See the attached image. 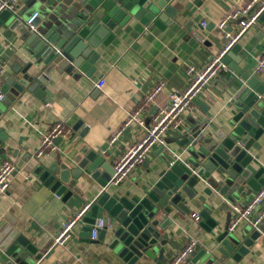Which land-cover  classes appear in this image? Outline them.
Instances as JSON below:
<instances>
[{
  "label": "crops",
  "instance_id": "0c3cea01",
  "mask_svg": "<svg viewBox=\"0 0 264 264\" xmlns=\"http://www.w3.org/2000/svg\"><path fill=\"white\" fill-rule=\"evenodd\" d=\"M57 1L55 18L62 19L72 8V3L67 6L61 3L62 0ZM247 1L172 0L168 6L175 15L169 17L172 22L163 29L149 23L141 25L135 20L122 27L116 24L110 30L113 40L107 46L101 43L94 50L99 56L91 66L93 72L89 77L67 67L46 77L43 91L24 89L16 97L9 93L5 95L0 103V135H3L0 164L9 160L15 165V170L6 193L0 195V221L8 217L13 229L43 253L36 264H128L108 249V236L99 242L91 241L90 231L86 230L91 225L83 220L73 227L65 247L53 246L62 223L84 206H92L103 192L97 179L86 174L85 169L78 168L80 162L73 160L76 155H82V160L87 156H92V159L100 157L113 168L124 150L145 136V127L155 110L168 105L173 92L184 90L187 65L201 68L221 50L225 43L224 32L217 29V24ZM52 5L49 1L43 7L34 0H20L17 12L37 13L40 19L37 29H42L52 14L47 10ZM203 22L207 24L204 29L201 28ZM235 28L230 25L225 31H235ZM198 36L201 41L197 40ZM29 42L14 32L6 34L4 29H0V68H3V84L9 87V91L22 78L20 71L30 61L27 57ZM237 45L239 48L234 56L239 61L237 75L264 77V71H256L257 61L264 52V13ZM227 73L221 72L212 80L183 114L181 125L167 132L166 148H157L121 184L108 187L111 195L145 190L167 165L184 160L186 153L178 143L186 128L207 120L213 131L225 129ZM100 81L104 85L98 89L96 84ZM160 81L165 83V87L139 117L144 127L136 123L124 126L127 117ZM56 122L64 124L70 131L69 137L56 142L57 149L50 156L35 158L41 137ZM118 130H121L120 135L109 145V137ZM254 155L264 165V149ZM43 171L54 172L56 176L65 175L66 180L74 184L58 196L40 180ZM252 197V191L247 189L238 194L234 202L225 205L223 211L210 212L216 227L209 232L198 226L201 218H194L195 215L200 217L203 208L209 206L201 199V203L191 207L189 214L177 219L175 227L167 230L162 263L168 264L190 239L196 241L195 253L217 245L216 239L231 220V206H244ZM89 215L90 209L83 219ZM97 217L107 219L101 211ZM246 227L242 224L234 232L241 233ZM3 260L5 257L0 250V264ZM225 264H264V242L253 243L249 254L239 261L229 260Z\"/></svg>",
  "mask_w": 264,
  "mask_h": 264
},
{
  "label": "water",
  "instance_id": "95a60500",
  "mask_svg": "<svg viewBox=\"0 0 264 264\" xmlns=\"http://www.w3.org/2000/svg\"><path fill=\"white\" fill-rule=\"evenodd\" d=\"M48 1L54 5L47 8L52 14L42 29H37L40 22L37 13L0 12V29L30 41L27 44L30 61L20 71L22 78L10 91L3 84L5 95L16 97L24 89L43 91L46 77L67 67L89 77L93 72L91 66L99 56L94 50L101 43L107 46L113 40L110 30L116 24L122 27L135 20L141 25L149 23L163 29L172 22L169 17L175 15L168 6L172 0H62L67 6L72 3V8L62 19H57V0H34L43 7ZM34 15L31 31L26 22ZM238 48L235 45L224 58L229 68L224 89L228 96L224 108L225 129L213 131L207 120L186 128L178 143L186 157L167 165L147 189L111 195L108 182L113 168L100 157L87 156L82 160V155L75 156L73 161L80 162L78 168L85 169L103 188L83 222L92 225L100 211L104 213L111 228L100 230L97 241L108 236V249L124 262L163 264L162 247L168 238L167 230L176 226L178 218L189 214L192 206L201 203V199L209 204L201 211L198 225L209 232L216 227L210 212L223 211L225 205L234 202L235 197L247 189L254 195L264 184V165L254 155L264 149V77L237 75L239 61L234 56ZM50 172L43 171L40 180L50 186L51 191L59 196L72 188L73 181H67L65 175ZM86 230L90 231L91 227ZM259 240L264 242V222L258 230L247 226L238 234L229 233L226 228L216 239L217 245L210 250H199L188 262L239 261ZM0 250L5 257L1 264H36L43 257V253L13 229L8 217L0 221Z\"/></svg>",
  "mask_w": 264,
  "mask_h": 264
},
{
  "label": "built area",
  "instance_id": "2783aa9c",
  "mask_svg": "<svg viewBox=\"0 0 264 264\" xmlns=\"http://www.w3.org/2000/svg\"><path fill=\"white\" fill-rule=\"evenodd\" d=\"M20 0H0V12L9 11L16 14L19 8ZM264 13V0H248L242 6L234 8L218 24L217 29L224 32L225 43L221 50L214 55L208 63L197 68L194 65H187L185 88L181 92H173L169 97V103L163 108L155 110L150 118V123L145 127V136L135 144L127 147L113 165V175L108 182L109 186L121 184L138 167H140L149 155L157 148L167 147L165 135L171 129L179 127L182 123L183 114L191 107L193 101L205 90L212 80L218 77L221 72H228V65L224 58L231 49L238 44L242 36L252 26L256 25ZM35 15L31 17L26 25L31 31L34 30L31 22ZM206 23L201 24V28H206ZM234 25L235 31L226 32L227 26ZM198 41L202 39L198 36ZM256 71H264V52L257 61ZM3 68H0V103L5 99L2 92L3 86ZM104 85L103 81L96 84L100 89ZM165 83L160 81L154 85L151 91L145 96L143 101L126 119L124 126L136 123L144 127V123L139 119L141 113L153 103L155 97L163 90ZM121 130L113 133L108 140L112 145ZM70 131L61 122L54 123L47 132L41 137L39 147L34 155L39 159L48 157L57 149L56 141L65 140L69 137ZM15 170V165L9 160L0 164V195H4L8 189L10 178ZM264 184L253 195L251 201L244 206L233 204L230 208L232 213L231 220L227 227L229 233H233L237 227L244 224L258 230L264 222ZM91 208L90 205L84 206L79 212L75 213L71 219L62 223L57 235L54 238V247H65L70 240L73 227L83 220L85 213ZM199 220V215L194 216ZM111 225L107 219L96 218L91 225L90 240L95 241L98 238L99 231L110 229ZM196 241L190 239L169 261L168 264H185L195 253Z\"/></svg>",
  "mask_w": 264,
  "mask_h": 264
}]
</instances>
